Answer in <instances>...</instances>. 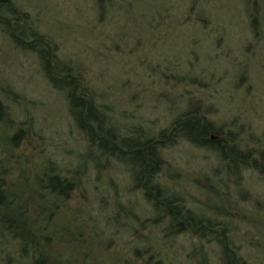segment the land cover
Instances as JSON below:
<instances>
[{
    "label": "trees",
    "instance_id": "obj_1",
    "mask_svg": "<svg viewBox=\"0 0 264 264\" xmlns=\"http://www.w3.org/2000/svg\"><path fill=\"white\" fill-rule=\"evenodd\" d=\"M194 2L77 0L71 17L59 21L61 7L54 3L0 0V40L32 55L57 102L53 122L61 126V111L67 119L48 135L52 122H45L38 102L0 80V264H264V191L252 187L264 186L263 101L226 83L236 73L227 78L219 71V84L196 74L192 54L213 38H197V47L187 39L197 35H191L197 13L228 24L238 13L229 2L240 4L257 43L246 55L255 67L246 72L258 79L264 0ZM234 36L239 46L240 35ZM78 40L91 42L87 48L104 65L126 54L146 69L153 57L143 48L164 43L175 58L171 72L160 73L178 105L165 100L164 115L148 123L118 114L85 78L83 51L61 49ZM196 84L207 97L190 89ZM218 114L229 115L217 120ZM174 148L182 150L180 160L205 159L208 169L181 168L177 158L170 160Z\"/></svg>",
    "mask_w": 264,
    "mask_h": 264
},
{
    "label": "rangeland",
    "instance_id": "obj_2",
    "mask_svg": "<svg viewBox=\"0 0 264 264\" xmlns=\"http://www.w3.org/2000/svg\"><path fill=\"white\" fill-rule=\"evenodd\" d=\"M42 1L51 2L56 6H60V13L55 17L59 21H62L64 19L70 18L74 13L73 2L77 0ZM195 3L197 4V0H195L194 6L196 5ZM229 3L233 5L234 10L238 11V13H233L228 17L226 21L228 22V24L223 23L221 21L222 18L219 19V22H217L218 20H214L213 24L212 18L208 15L206 16L204 10L201 11V13H197V16L199 18L195 17V15L192 14L193 17L196 18V21L198 23V30L195 29L191 32L192 36L197 34L195 37L187 38L190 39L189 41L191 46L197 47L194 46L197 42V38L203 39L205 36H210L213 38V40L207 48L204 44L202 48H200L199 50H195V53L193 52L192 63L190 64V67H194L196 69V74H200V76L202 77H212L213 83H217L220 80L216 78L219 71V73H221L223 77L227 78L230 77L233 73H236L235 75H232L233 78H230V80L225 79L227 80L226 83H228V85L233 88H235V86L242 87L240 88L243 92L242 95L246 92V97L248 98V100L253 99L257 101V98L260 97V100L263 101L262 106H264V90L262 88V83L264 81V60L260 61L259 64L258 73L261 72V74L259 75L260 79L258 78L259 80L255 77L253 78L251 76H248L246 72L250 68L255 67V64L250 65L248 63L246 55L250 52L251 49H256L257 47L256 45H254L257 44L256 40L251 41L253 33L249 30V21H251L250 13L248 11L247 13H244L245 17L243 18L241 13V5L236 3L234 4L232 2ZM191 4L192 2L189 3V5ZM41 5H44V9H46L45 3H42ZM94 6H96V4ZM188 13L191 14L192 10H189ZM244 20L246 21V26L243 27ZM68 22L71 21L68 20ZM225 25H227V31L229 32L228 35L224 33V29H226V27L224 28ZM247 26L248 29L246 28ZM205 29H207V31H205L204 33L203 31ZM234 35H240L239 37L241 39V42L239 46L238 44L232 42V38ZM222 37L224 39H227L225 45L223 43ZM72 40L76 41L74 37H72ZM86 43L88 42L78 40V42L67 43V46L61 45V49H63L66 53L70 52L72 55H77L78 53L83 51L82 54L85 55V57H82V65L83 68H85V78H87L91 85L96 88L94 90H97L100 94H106V96L111 101L114 109H117L118 114L124 110L125 114L129 113L127 117L131 115L133 118H137V120H139L141 123H148L154 118L160 119L164 115L163 112L165 110V100H167V105H178L177 94L167 91L168 89L171 90L170 80L168 78H165V76L160 73L161 70L163 74L165 72L169 74L171 71H168L167 68L172 65L175 58V53H173V50H171V48L169 49L166 45L164 46V43H157V45L155 46L153 45L149 51L146 50V48H143V52L149 53L153 57V59H149L152 64L147 63V69L143 68V66H140V64H144L140 59L133 63L130 61L128 62L126 60V57H124L126 56V54H122L123 56L119 55L118 60L116 61H114L115 59H108L110 61H107V64L104 65L101 59L102 56L100 58H97L95 53L90 50L91 46H89V44L91 42H89L88 45ZM78 44L84 45V48L90 47V49H81L80 45L77 47ZM106 44L111 48V46L115 44V41H108ZM130 44L134 45V40L133 43L130 42ZM158 61L163 62L159 64ZM244 63H246V65H244ZM35 64L36 63L32 55L17 52L13 50L6 41L0 40V80L9 82L13 89L17 90L18 92L24 91L27 97L33 98L38 102V107L44 110L43 115L44 117L46 116L45 122H52L51 127H48L47 130H45L46 133L50 135V133L56 131L57 126L61 127L63 125L62 127H65L67 119L65 114L61 111L58 115V121L60 122L61 126L58 124V122L57 126L55 125V122H53L56 117L54 115L52 116V111L54 106L56 107L57 102L55 99H52V97L49 96L48 91L45 87V83H43L42 80H39V77L37 76V73L35 71ZM246 67L248 70L246 69ZM188 68L189 67H185V70H187ZM254 71L257 73L256 70ZM240 72H242L243 76L240 75L241 80L239 78L238 83L241 85H238L235 77L237 73ZM160 74L163 80H160ZM256 81H260V84L255 83ZM219 83L220 82H218V84ZM194 86L199 87L196 84L191 86L190 89H193ZM199 88L201 89L200 94H204V96L207 97L208 94L203 90V88L205 87ZM226 101L228 100H223L221 102V105L225 106V104H227ZM235 103L233 105V111L237 110L238 108L237 104ZM155 107L157 108V112H154ZM219 108L221 107L219 106ZM225 116L223 115L222 117L218 114L215 119L222 120ZM73 137H75V135ZM58 144L59 142H57V145ZM181 152V149L174 148V151L171 152L170 160L175 163L177 161H175V158H177L178 165H180V167L185 170L191 168H194L196 170L208 169L205 167V159L203 160L202 158V160H197L195 157V159H192L191 162L180 160L178 156ZM194 154L195 153H191V155ZM197 163L199 164L198 166ZM117 180L122 184L126 183L124 177L119 176L117 177ZM246 186L249 185L246 184ZM252 187L253 190H257L258 192L264 191V186L262 187L254 184L252 185ZM145 236H147L146 231L143 233V237ZM111 247V244H109L108 248L111 249Z\"/></svg>",
    "mask_w": 264,
    "mask_h": 264
}]
</instances>
